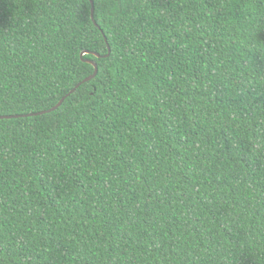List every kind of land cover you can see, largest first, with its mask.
<instances>
[{
  "label": "trees",
  "instance_id": "obj_1",
  "mask_svg": "<svg viewBox=\"0 0 264 264\" xmlns=\"http://www.w3.org/2000/svg\"><path fill=\"white\" fill-rule=\"evenodd\" d=\"M93 2L0 0V264H264V0Z\"/></svg>",
  "mask_w": 264,
  "mask_h": 264
},
{
  "label": "water",
  "instance_id": "obj_2",
  "mask_svg": "<svg viewBox=\"0 0 264 264\" xmlns=\"http://www.w3.org/2000/svg\"><path fill=\"white\" fill-rule=\"evenodd\" d=\"M90 1H91V3H92V18H94V2H93V0H90ZM109 51H110V49H109ZM88 53H89V52H83V53L81 54V56L83 57L84 55H86V54H88ZM109 55H110V52H109V54H108L106 57H108ZM95 56H97L98 58L101 57V56L98 55V54H95ZM85 61L88 62V63H90V64H92V65L94 66V68H95V73H94L92 76L86 78V79H85L84 81H82L80 84H78V85L76 86V88H74V89L68 94V96H70L71 94L75 93L76 90H77L81 85H83L84 83H88V82H90L91 80H93V79L97 76V74H98L99 68H98L97 63L94 62V61H91V60H85ZM64 100H65V98H64L63 100H61L60 103H59L57 106L51 108V109L48 110V111H43V112H40V113L30 114V116H37V115L46 114V113H50V112L56 111V110H57V109L63 104ZM19 117H24V115H16V116H13V115H7V116H0V119H12V118H19Z\"/></svg>",
  "mask_w": 264,
  "mask_h": 264
}]
</instances>
